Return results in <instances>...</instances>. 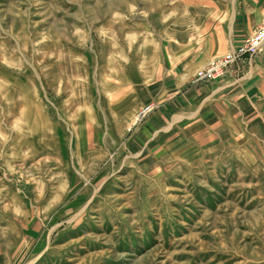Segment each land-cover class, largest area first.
Instances as JSON below:
<instances>
[{
    "label": "rangeland",
    "instance_id": "1",
    "mask_svg": "<svg viewBox=\"0 0 264 264\" xmlns=\"http://www.w3.org/2000/svg\"><path fill=\"white\" fill-rule=\"evenodd\" d=\"M192 8L0 0V264H264V44L194 81Z\"/></svg>",
    "mask_w": 264,
    "mask_h": 264
},
{
    "label": "crops",
    "instance_id": "2",
    "mask_svg": "<svg viewBox=\"0 0 264 264\" xmlns=\"http://www.w3.org/2000/svg\"><path fill=\"white\" fill-rule=\"evenodd\" d=\"M187 3L193 6V20L187 24L185 39L181 41L178 37H171L170 50L171 55L177 57L175 60L180 51L191 55L188 65L203 64L213 56L236 47L256 28L264 15V8L260 10L258 0H187ZM173 62L171 58V65Z\"/></svg>",
    "mask_w": 264,
    "mask_h": 264
},
{
    "label": "built area",
    "instance_id": "3",
    "mask_svg": "<svg viewBox=\"0 0 264 264\" xmlns=\"http://www.w3.org/2000/svg\"><path fill=\"white\" fill-rule=\"evenodd\" d=\"M264 44V18L243 41L225 53L209 59L194 73V81L206 82L221 76L237 60L254 56Z\"/></svg>",
    "mask_w": 264,
    "mask_h": 264
},
{
    "label": "bare ground",
    "instance_id": "4",
    "mask_svg": "<svg viewBox=\"0 0 264 264\" xmlns=\"http://www.w3.org/2000/svg\"><path fill=\"white\" fill-rule=\"evenodd\" d=\"M143 112V111H142ZM142 114V113H141Z\"/></svg>",
    "mask_w": 264,
    "mask_h": 264
}]
</instances>
